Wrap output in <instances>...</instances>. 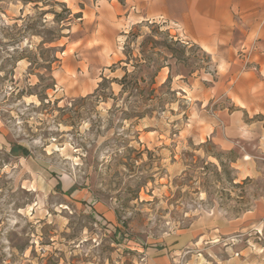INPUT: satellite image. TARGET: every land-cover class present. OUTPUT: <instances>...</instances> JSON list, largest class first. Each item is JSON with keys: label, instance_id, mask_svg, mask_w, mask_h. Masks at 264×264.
<instances>
[{"label": "rangeland", "instance_id": "374dc122", "mask_svg": "<svg viewBox=\"0 0 264 264\" xmlns=\"http://www.w3.org/2000/svg\"><path fill=\"white\" fill-rule=\"evenodd\" d=\"M151 1L0 0V264H264V114L200 143L236 110Z\"/></svg>", "mask_w": 264, "mask_h": 264}, {"label": "crops", "instance_id": "0c3cea01", "mask_svg": "<svg viewBox=\"0 0 264 264\" xmlns=\"http://www.w3.org/2000/svg\"><path fill=\"white\" fill-rule=\"evenodd\" d=\"M149 10L143 20L150 21V14L154 16H151L153 21L162 18L176 23L189 42L199 46L216 61L226 84L224 94L231 98L236 112L230 115L220 111L214 115L229 121L227 134L225 131L220 134L215 122H206L198 130V140L200 143L213 140L221 146L224 140L231 145L227 148H232L234 140L228 136L232 118L242 111L264 114V0H153ZM249 46H254L255 50L250 68L244 69L240 53L243 47ZM198 87L196 83L188 91L179 89L188 100L192 96L201 101L196 93ZM206 120L213 121L211 118ZM105 209L99 210L107 215L110 211ZM159 252L156 264H172L168 255Z\"/></svg>", "mask_w": 264, "mask_h": 264}, {"label": "trees", "instance_id": "16d2710c", "mask_svg": "<svg viewBox=\"0 0 264 264\" xmlns=\"http://www.w3.org/2000/svg\"><path fill=\"white\" fill-rule=\"evenodd\" d=\"M123 0H120L122 2ZM139 80L137 77H131L129 75H126L123 77V79L120 81V84L123 87V92H126V90H135V91H140L146 94L147 100H152L153 97L155 96L156 89L154 88L155 82L151 81L150 84H147V86L143 89L138 85ZM141 117H144L141 115Z\"/></svg>", "mask_w": 264, "mask_h": 264}, {"label": "built area", "instance_id": "2783aa9c", "mask_svg": "<svg viewBox=\"0 0 264 264\" xmlns=\"http://www.w3.org/2000/svg\"><path fill=\"white\" fill-rule=\"evenodd\" d=\"M254 46H249V47H243V49L241 50V59L244 61V69H249L250 68V59L254 53Z\"/></svg>", "mask_w": 264, "mask_h": 264}]
</instances>
